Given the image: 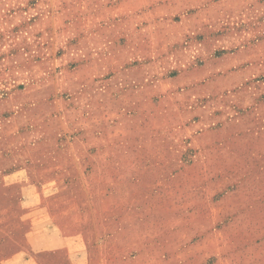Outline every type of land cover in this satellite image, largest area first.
Segmentation results:
<instances>
[{
	"label": "rangeland",
	"instance_id": "obj_1",
	"mask_svg": "<svg viewBox=\"0 0 264 264\" xmlns=\"http://www.w3.org/2000/svg\"><path fill=\"white\" fill-rule=\"evenodd\" d=\"M37 207L135 264H264V0H0V264Z\"/></svg>",
	"mask_w": 264,
	"mask_h": 264
},
{
	"label": "crops",
	"instance_id": "obj_2",
	"mask_svg": "<svg viewBox=\"0 0 264 264\" xmlns=\"http://www.w3.org/2000/svg\"><path fill=\"white\" fill-rule=\"evenodd\" d=\"M27 212L33 214L28 216L29 221L25 223L20 220L16 224L18 228L6 234L3 243L5 255L12 249L13 253L18 250V243H23L25 247L6 259L2 255V264H50V261H57L56 264H135L137 260V256L130 257L131 255L121 260L115 258L114 249H109L105 244L106 240L99 238L98 222L93 228L83 226L88 229L87 232L72 236L67 233L65 224L56 225L49 220L51 214L47 208L37 207V211L29 208ZM90 229H94V236L89 233ZM161 245L159 243V247L154 248V256H166ZM165 262L162 261L161 264Z\"/></svg>",
	"mask_w": 264,
	"mask_h": 264
}]
</instances>
